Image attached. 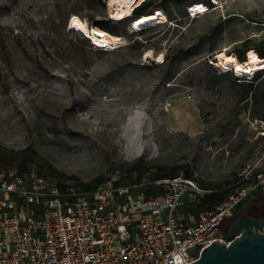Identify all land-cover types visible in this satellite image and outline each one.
Segmentation results:
<instances>
[{"label":"rangeland","instance_id":"rangeland-1","mask_svg":"<svg viewBox=\"0 0 264 264\" xmlns=\"http://www.w3.org/2000/svg\"><path fill=\"white\" fill-rule=\"evenodd\" d=\"M107 1L0 0V169L21 163L90 185L178 165L204 186L258 182L264 70L237 79L240 69L223 72L217 56H254L264 67V0H229L223 11L159 0L167 20L137 31L111 20ZM72 15L118 47L95 50L68 29ZM246 204L264 216L261 185Z\"/></svg>","mask_w":264,"mask_h":264},{"label":"built area","instance_id":"built-area-1","mask_svg":"<svg viewBox=\"0 0 264 264\" xmlns=\"http://www.w3.org/2000/svg\"><path fill=\"white\" fill-rule=\"evenodd\" d=\"M208 1L222 11L229 2ZM260 177L230 189L204 186L183 170L84 185L11 164L0 169V264H189L213 240L240 236L219 227L264 189ZM214 194L222 197L210 202Z\"/></svg>","mask_w":264,"mask_h":264},{"label":"water","instance_id":"water-1","mask_svg":"<svg viewBox=\"0 0 264 264\" xmlns=\"http://www.w3.org/2000/svg\"><path fill=\"white\" fill-rule=\"evenodd\" d=\"M244 209L227 230L240 236L228 244L213 240L189 264H264V216L242 215Z\"/></svg>","mask_w":264,"mask_h":264},{"label":"bare ground","instance_id":"bare-ground-1","mask_svg":"<svg viewBox=\"0 0 264 264\" xmlns=\"http://www.w3.org/2000/svg\"><path fill=\"white\" fill-rule=\"evenodd\" d=\"M141 1L142 0H108L107 2H108L110 16L116 20H120V19L122 20L124 18H127L132 13L133 8L137 6L138 4H140ZM73 17H76L80 21V23L84 25L83 30L74 26ZM166 20L167 18L163 14L151 12V13H147V14L135 17L134 19L130 21L129 24L132 30L137 31V30H142L152 24L161 23ZM68 29L75 34L80 35L83 38L92 41V43L98 48H103L105 46L107 47L108 45L115 43L112 41V39L109 36H106V35L104 36L101 34L97 35V34L91 33L88 27V23L80 19L76 15H72V17L70 18ZM146 55L147 56L151 55V51H148ZM217 57H218V62H219L220 67H223L228 70L238 67L240 69L239 73L242 77H245V76L250 77L255 72L257 62L259 61V59L256 57H255L256 58L255 60H253V57H249L246 61L241 62L237 58V55L235 53L227 54L225 51L219 52ZM157 60L160 61L161 56H159Z\"/></svg>","mask_w":264,"mask_h":264},{"label":"trees","instance_id":"trees-1","mask_svg":"<svg viewBox=\"0 0 264 264\" xmlns=\"http://www.w3.org/2000/svg\"><path fill=\"white\" fill-rule=\"evenodd\" d=\"M163 8V4L161 3V1L159 0H153V1H150V0H142L140 4H138L134 9H133V13H132V16L131 17H127V18H124L125 19H129L130 21L132 19H134L135 17L137 16H140V15H144V14H147V13H151V12H156V13H161L160 10L158 9H162ZM162 14V13H161ZM85 39V38H84ZM86 41H88L87 39H85ZM97 50V49H96ZM99 51V50H97ZM101 51V50H100ZM257 55L260 57V58H264V54L263 53H257ZM241 62H244L246 61L245 58L242 56L240 57L239 59ZM264 61V60H262ZM229 71V70H228ZM258 72H262V71H258ZM227 73V72H226ZM256 78H259V76L257 75ZM252 80V79H251ZM240 83V82H239ZM253 84L252 83H249L248 84V87L244 89V96L246 97L250 91H253L252 89V86ZM18 166H20L21 168H24L23 167V164L19 163L17 164ZM182 166H178V165H175V166H170L169 170L168 171H165V172H162V173H155L154 176L155 177H165V176H173V175H176L178 174L180 171L183 170V172L187 175V176H191V172L188 168H181ZM84 185H89V184H84ZM222 197L221 194H214V195H210L208 196V200L210 202H215L217 200H219L220 198ZM260 204H263V201L260 202ZM242 205V208H244L247 204L246 203H242L240 204ZM238 208V207H236ZM242 210V209H241ZM264 209L261 210V212H263ZM260 212V211H259ZM260 212V213H261Z\"/></svg>","mask_w":264,"mask_h":264},{"label":"flooded vegetation","instance_id":"flooded-vegetation-1","mask_svg":"<svg viewBox=\"0 0 264 264\" xmlns=\"http://www.w3.org/2000/svg\"><path fill=\"white\" fill-rule=\"evenodd\" d=\"M246 210L247 209H244V211H243V214L242 215H248V216H251V217H253V218H259L260 216L259 215H254L253 213H251V212H246ZM255 214H258V213H255ZM240 215V212L237 214V215H235V217H233L232 218V222L238 217ZM241 215V216H242ZM232 222H231V224H232ZM230 224V225H231ZM230 227V226H229Z\"/></svg>","mask_w":264,"mask_h":264},{"label":"snow or ice","instance_id":"snow-or-ice-1","mask_svg":"<svg viewBox=\"0 0 264 264\" xmlns=\"http://www.w3.org/2000/svg\"><path fill=\"white\" fill-rule=\"evenodd\" d=\"M198 11H203V9L202 8L201 9H198ZM73 24H74V26H76V27H78V28H80L82 30L84 28V25L81 24L80 21L76 17H73ZM255 59L256 58L253 56V60H255Z\"/></svg>","mask_w":264,"mask_h":264}]
</instances>
